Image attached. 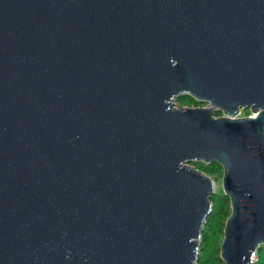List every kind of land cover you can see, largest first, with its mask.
Returning a JSON list of instances; mask_svg holds the SVG:
<instances>
[{
    "label": "water",
    "instance_id": "water-1",
    "mask_svg": "<svg viewBox=\"0 0 264 264\" xmlns=\"http://www.w3.org/2000/svg\"><path fill=\"white\" fill-rule=\"evenodd\" d=\"M197 161L224 264H253L264 0H0V264H198Z\"/></svg>",
    "mask_w": 264,
    "mask_h": 264
},
{
    "label": "trees",
    "instance_id": "trees-1",
    "mask_svg": "<svg viewBox=\"0 0 264 264\" xmlns=\"http://www.w3.org/2000/svg\"><path fill=\"white\" fill-rule=\"evenodd\" d=\"M182 99L178 98L180 106H194L199 104L193 96L187 97L186 95L184 97L187 101L186 103H183ZM193 164L199 170L213 177L216 183L222 181L224 168L219 163L197 161L193 162ZM212 201L214 206L207 218L202 233L198 264H224L221 258V244L224 237L226 220L232 212L231 201L223 189H219L213 193ZM253 264H264V244L257 249Z\"/></svg>",
    "mask_w": 264,
    "mask_h": 264
},
{
    "label": "flooded vegetation",
    "instance_id": "flooded-vegetation-1",
    "mask_svg": "<svg viewBox=\"0 0 264 264\" xmlns=\"http://www.w3.org/2000/svg\"><path fill=\"white\" fill-rule=\"evenodd\" d=\"M205 105H207V104L199 103L198 105H195V106H205ZM184 106H188V105H184ZM214 112H215L216 116H223L224 115V112L217 109V108H214ZM252 114H253V112H252L251 107H249L248 109L241 108L239 116H248V115H252Z\"/></svg>",
    "mask_w": 264,
    "mask_h": 264
},
{
    "label": "rangeland",
    "instance_id": "rangeland-1",
    "mask_svg": "<svg viewBox=\"0 0 264 264\" xmlns=\"http://www.w3.org/2000/svg\"><path fill=\"white\" fill-rule=\"evenodd\" d=\"M186 95H187V97H192L191 94H185V96H186ZM185 96H182V97H181V99L183 98V99H182V100H183V101H182L183 103H186V102H187V101L184 99ZM178 103H179V101L176 100V101H175V104H176L177 106H178ZM205 106H208V104L205 105ZM178 107H179V106H178ZM190 165H192V164H190ZM193 165H194V164H193ZM219 189H223V187H222V181H220V182H218V183L216 184L215 192L218 191Z\"/></svg>",
    "mask_w": 264,
    "mask_h": 264
},
{
    "label": "built area",
    "instance_id": "built-area-1",
    "mask_svg": "<svg viewBox=\"0 0 264 264\" xmlns=\"http://www.w3.org/2000/svg\"><path fill=\"white\" fill-rule=\"evenodd\" d=\"M176 100H178V98H177ZM176 100H175V101H176ZM175 101H174V105H175L176 107H178V106H179V107H182V106H180V103H178V106H177V105L175 104ZM178 101H179V100H178ZM194 106H195V105H194ZM255 258H256V255H254L253 259L255 260Z\"/></svg>",
    "mask_w": 264,
    "mask_h": 264
}]
</instances>
